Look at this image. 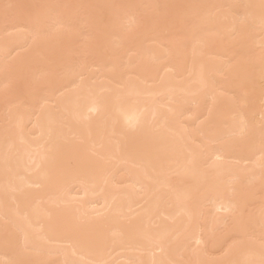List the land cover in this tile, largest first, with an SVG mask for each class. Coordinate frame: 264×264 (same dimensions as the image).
<instances>
[{
  "label": "bare ground",
  "instance_id": "1",
  "mask_svg": "<svg viewBox=\"0 0 264 264\" xmlns=\"http://www.w3.org/2000/svg\"><path fill=\"white\" fill-rule=\"evenodd\" d=\"M0 264H264V0H0Z\"/></svg>",
  "mask_w": 264,
  "mask_h": 264
}]
</instances>
